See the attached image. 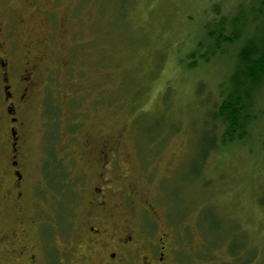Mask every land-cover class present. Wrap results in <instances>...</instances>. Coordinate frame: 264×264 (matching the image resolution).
<instances>
[{
  "label": "rangeland",
  "instance_id": "374dc122",
  "mask_svg": "<svg viewBox=\"0 0 264 264\" xmlns=\"http://www.w3.org/2000/svg\"><path fill=\"white\" fill-rule=\"evenodd\" d=\"M251 1L0 0V142L10 136V104L18 119L22 188L17 200L0 144V236L6 237L0 264L27 263V256L16 257L19 247L31 252L27 245L43 241L60 246L75 239L82 252L95 189L104 205L94 214L109 218L105 226L130 225L134 262L144 251L137 255L135 246L159 238L171 249L170 264L193 260L203 243L199 221L209 211L226 228L240 229L237 236L245 234L247 263L264 264V88L248 136L215 142L202 165L195 143L201 133L214 142L205 125H213L236 49L188 67L194 60L188 55L202 42L208 46L211 7L227 14ZM55 128L57 157L66 159L77 199L65 211V225L56 211L62 196L56 201L42 174ZM221 132H214L217 139ZM16 219L22 224H12ZM224 232L206 238L217 244ZM228 244L193 264L232 263ZM5 250H14L13 257Z\"/></svg>",
  "mask_w": 264,
  "mask_h": 264
},
{
  "label": "trees",
  "instance_id": "16d2710c",
  "mask_svg": "<svg viewBox=\"0 0 264 264\" xmlns=\"http://www.w3.org/2000/svg\"><path fill=\"white\" fill-rule=\"evenodd\" d=\"M211 12L213 15L211 14L212 17L204 27L208 46L207 43L202 42L196 50L188 55V59H194L188 67L195 68L198 61H201L202 64H208L215 58L226 56L223 51L224 48L232 47L236 50L232 57L233 68L226 85L221 84L219 86V88L221 87V91H219L220 103L211 113V122L216 126L209 123L205 125V128L212 133L214 142L204 138L205 136L201 133L195 143L194 157L199 156L202 165H204L208 154L217 149L215 142L226 145L242 141L248 136L250 125L256 122L253 112L256 108L255 99L261 89L264 88V0H252L249 4L239 5L234 11L227 14L219 6L214 5L210 9ZM206 46V50L203 51L202 48L205 49ZM218 127L223 131L220 139H217L216 134H214ZM50 136L42 174L44 181H46V190L53 194L56 201L60 195L62 196V201L56 202V211L63 222L60 221L59 223L65 225L66 220H69V215L65 211L71 200L76 201L77 199H75L74 189H70V183L66 180L70 176L66 168V159H62L60 156L58 159L57 157L58 151L55 147L59 138L58 130L52 129ZM228 224L230 227L226 228L207 211L205 217L199 221V227L202 228L203 232V243L199 255L193 257V260L195 258L210 259L212 250L216 249L218 244L222 245V243L229 241L228 255L233 261L228 264H249L245 256L241 257L242 254H248L245 248V234L238 235L242 237L236 240L237 232L240 229L235 230L236 227L233 223ZM218 231L224 232L225 238L222 237L217 244L209 242L207 238L214 237V233ZM222 240L224 241L222 242ZM237 248L240 251L239 256H236L238 254ZM188 257L187 264H193L192 257Z\"/></svg>",
  "mask_w": 264,
  "mask_h": 264
},
{
  "label": "flooded vegetation",
  "instance_id": "af4514ba",
  "mask_svg": "<svg viewBox=\"0 0 264 264\" xmlns=\"http://www.w3.org/2000/svg\"><path fill=\"white\" fill-rule=\"evenodd\" d=\"M3 66V64H2ZM4 101L10 100V95L7 93V96L3 99ZM6 113L9 116V125L8 134L10 135L6 142H0V144L7 149L6 159H7V173L12 178L11 187L15 191V197L17 200L21 199L22 188H20L21 176L17 170V157H18V146L20 143L19 136V127L14 128V125L17 124L18 119L13 114V108L10 107V104L6 105ZM18 130V131H17ZM5 172V173H6ZM8 191L3 196L6 200L9 195ZM95 196L91 197L90 203L92 205L91 211L88 212V222L91 225H88L85 232V242L82 243L83 251H79V245L75 242L68 243L66 245L56 246L54 244H49L48 242L43 241L37 245H27L29 248H33L31 252L27 247L22 249L19 247V252L16 254V257L27 256V263L25 264H170V253L171 249L167 245L163 244V238H159V244L150 243L148 245H142L140 247L135 246L134 252L138 255L140 250H144L142 255L138 257V263L131 260V244H135L133 241L132 231L129 229V224L117 228H107L102 220H107L109 218H102L95 215L94 212L100 210V207L104 205V201H97L98 191H94ZM11 194V193H10ZM21 208V206H17ZM19 218V217H18ZM101 222L99 225L93 224V222ZM23 221L16 219L12 224H22ZM112 223L113 220H112ZM129 225V226H128ZM19 227V226H18ZM86 226H83L84 229ZM63 225H60V232L65 231ZM78 229H74V233ZM75 236V235H74ZM73 236V238H74ZM108 236V238H104ZM78 237H80L78 235ZM5 236H0L1 240L5 241ZM20 245L22 242L18 240ZM31 253V254H30ZM7 259L13 257L14 250H5ZM130 254V255H129ZM54 255V256H53ZM132 255L133 251H132ZM66 259V261H65ZM70 260V261H69Z\"/></svg>",
  "mask_w": 264,
  "mask_h": 264
}]
</instances>
